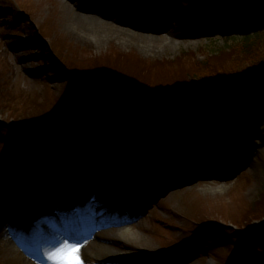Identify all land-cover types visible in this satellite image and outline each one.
<instances>
[{
	"label": "rangeland",
	"instance_id": "374dc122",
	"mask_svg": "<svg viewBox=\"0 0 264 264\" xmlns=\"http://www.w3.org/2000/svg\"><path fill=\"white\" fill-rule=\"evenodd\" d=\"M99 1L0 0V173L6 171L3 174L8 175L0 184V264H52L45 252L60 243H51V239L56 226L61 227L59 220L53 222V218L62 215L55 205L62 203L73 213L77 225L90 220L95 228L84 239L78 238L81 229H67L74 230L69 235L76 239L72 242L92 245L95 238H102L108 245L126 247L134 255L129 262L92 257L89 264H231L235 252L239 254L236 264H264V242L260 241L264 217L252 221L248 218L264 211V109L254 111L229 104L226 120L231 127L230 136L240 142L235 151L228 145L216 151L220 148L214 146L215 142L224 131L217 124V104L209 122L202 124L195 115L196 106L190 103L183 106L182 112L177 107L160 106L164 109L153 110V118L165 120L163 113L168 112L173 121L166 119L167 124L172 126L181 120L184 127L179 133L187 135V120H199L192 134L206 149L202 157L210 167L197 168L196 163L191 164L197 155L187 148L183 163L176 158L170 166L161 160L159 169L149 174L145 172L146 161L139 157L140 152H132L133 147H139L143 153L146 138L130 122L108 129V124L120 115L136 113L137 106L108 103L107 99L99 98L103 92L100 88L77 89L69 73L76 67L78 74L89 82L95 68L111 60V71L117 69L123 73L125 62L129 67L127 74L135 81L145 78L144 84L148 83L153 92L160 84L175 87L174 82L164 78L184 76L191 84L206 76L245 73L264 61V17L256 19L257 26L253 28L260 32L261 39L257 45L244 49L241 38L247 30L231 26L228 21L241 14V20L246 16L245 21L250 22L259 12L236 4L239 0H117L114 3L107 0V4ZM124 3L127 5L122 8ZM100 10L114 21L133 19L163 31L144 33L143 39L114 32H103L100 36L88 32L83 20L98 17ZM108 66L107 63L105 67ZM243 86L264 88V77ZM137 99L143 103L140 96ZM149 99L150 102L145 100L146 106L157 101L155 96ZM87 101L84 108L94 107L96 121L105 129L101 133L103 137L96 141L94 153L88 157L94 163V173L89 175L93 180L84 176V180L68 187L75 176L68 168L62 172L65 176L60 196L45 193L41 178L31 177L38 166L28 161L32 158L37 163L43 152L44 159L55 165L56 158L51 156L54 141L67 142L61 125L48 126L45 122L48 117L58 115L55 111L60 104L80 109ZM201 104L202 101L197 106ZM38 112L46 120L40 122ZM40 126L42 130L35 131ZM170 130L168 135L161 133L166 142L169 137L174 138ZM70 139L74 142L73 137ZM185 145L194 147L190 142ZM17 154L21 159L16 164L13 162V166L24 172L22 180H29V184L22 185L27 192L33 190L29 198L22 196L19 180L13 175L10 163ZM121 154L123 158L118 157ZM133 160L139 164L135 177L129 184L123 183L121 175L132 170L129 163ZM172 169L177 173L173 174ZM80 189H84L90 202H95L92 213L87 211L90 216L77 215L71 201L70 195L78 194ZM95 193L97 198H93ZM106 197H109L107 202L100 201ZM91 205L83 202L86 209ZM136 208L138 219L130 225L135 236L125 240L118 235V228L101 229L102 222L115 212L122 213L113 218L117 220L133 215ZM19 253L27 263L18 258Z\"/></svg>",
	"mask_w": 264,
	"mask_h": 264
},
{
	"label": "trees",
	"instance_id": "16d2710c",
	"mask_svg": "<svg viewBox=\"0 0 264 264\" xmlns=\"http://www.w3.org/2000/svg\"><path fill=\"white\" fill-rule=\"evenodd\" d=\"M235 3L242 4V6L246 8L248 7L249 11L256 10L259 12V14L252 17V20H248L250 22L245 21L244 18L246 16H243V19L241 20V14L234 16L228 21L231 26H239L247 30L246 36L241 39L244 40V49H248L253 45H257L258 40L261 39L260 32H255L253 28L254 26H257V23L255 22L256 19H258L260 16L264 17V2L256 3L251 0H239ZM248 18L249 17H247V19ZM234 38L240 37L234 36ZM110 61L106 62L105 65H103L102 62H98V64L103 66L101 68L97 67L94 71H92V76L89 79V82L86 81V79L82 75L78 74L80 72H78V69L76 67L72 68V70H70L69 72L73 78L72 82L74 86L77 87V89H83L87 86L88 88H101L103 92L99 94V98L107 99L109 101L108 103L123 105L122 103L125 102L126 104H130L131 107L132 105L137 106L136 113L133 112L129 114L128 112L126 115L125 113L123 115H120L118 119H115L108 124V129L111 130L124 125L126 122H130L135 126L139 135L145 136L147 134L148 142L146 144V153H142V151H139V147H133L132 152L134 154H139L140 152L139 157L144 155L146 161L144 165L145 168L143 166L142 167L149 174L150 171H157L159 169L161 160L166 161L170 166H172L173 159L176 158L183 163L187 148H190L189 150H193L197 155L195 161H192L191 164L196 163L197 168H208L210 167V164L204 162V159L202 157V152L206 149L201 147V144L198 142L199 138L194 137V135L192 134V131L196 129L197 125L200 123L199 120H197V118L187 120L188 124H185L187 135L184 134L185 132L179 133L180 129L184 127L181 121L179 122L180 124H176L175 122H173L175 124H173L172 126L169 123L167 124L166 119H170L168 122H171L173 121V118L171 119V117H169L170 114L164 111L163 114H165L166 117H164L163 119L165 120H155L153 118V116L155 115L154 112L149 107L144 105L146 98L150 102L149 97L155 96V99L157 100L156 103L150 105V107L153 109L160 108V106L162 105L166 106V108L182 107L187 103L191 104L199 98H202V104L195 107V115H198L200 117L201 124L202 122H209L210 118L212 117L211 112L215 110V104H217L218 107L216 108L219 119V122L217 123L218 126H224L227 124L226 118L229 116L227 107L229 104L235 105L236 108L245 107L254 111H256L257 109H264V88L256 89V87L254 86L245 87L241 84L244 81L253 79L257 74L262 72L264 70V61L261 62L258 67L254 68L253 70L246 71L245 73H240L237 75L233 73L231 74V76L229 75L230 77L227 75L210 78L206 76L204 77L205 80L203 78H200L196 83L190 82L191 84L188 83V80L184 76H174V78L166 79L164 78V81L171 80L172 84L174 82L175 85L172 86L175 87H168L170 84H164L165 86H162L160 84L157 85V88H155L156 92L150 91L152 88L147 86L148 83L144 84L145 78L141 82L132 79L130 75L127 74L128 70L126 68L129 67L125 66L126 63L124 61V63L122 64L124 65V69H122L123 73L118 71L117 69H112L113 71H111ZM107 63L109 64V66L105 67L107 66ZM112 73H114L115 75ZM162 82L163 81H161V83ZM83 85H85V87ZM138 96H140L143 103L138 101ZM77 110L78 108L75 109L72 106L67 105L66 103H62L55 111L58 114H56V117L50 116L46 120L47 117H45L44 115L42 116V113L40 112H38L40 115L38 116L36 114V116L39 118L40 122L46 120L45 123L51 124L53 121H56L60 118L75 114ZM145 113L151 115V117H148ZM121 117L123 118V120L119 121V118ZM96 119L97 117L96 113L94 112V107L89 106L77 118L65 120L61 124V128L65 129L63 138L66 136L65 140L67 139V142L62 141L63 143L59 142V144H56L57 141H54L56 139V136L49 142L52 143V141H54V151L52 152L51 156L54 159L56 158L55 161L57 163L55 165L57 167L63 169L67 166H72L73 168L77 169V174L81 175L82 173H84V169H86V172L88 173L94 172V163L92 164L88 159L89 153H94L96 141L103 137L101 133L105 130L104 128H100V125L98 124ZM44 124H42V126ZM169 129H171L170 131L172 132V136L174 138L169 137L168 141L166 142L163 140L161 133L168 135L167 130L169 131ZM57 137L59 136L57 135ZM71 137L74 138V142L70 139ZM184 138V141L186 143L190 142L194 145V147H192L191 145H185L186 143L182 142ZM239 142V140H235L230 136L229 131L224 129L222 134H220L219 138L215 142L214 146L221 147L222 145H228L229 147H233V151H235V149H237L239 145ZM86 149L87 151L85 152ZM216 151L220 150L218 149ZM121 156L123 158L122 154L118 157ZM16 159L17 160L15 161V163L20 161L21 157H18L17 154ZM38 161L39 160H37V163H35V160H33L32 158H30V160L28 161L30 164H36L38 166V168L36 169V173H34L31 177L39 175L42 179V184H46L52 179L53 173L48 169L46 164L41 159L40 164H38ZM125 161H127V158L125 159ZM112 163L113 162H111V164ZM131 163H129V165H131L132 170L129 172L125 171L121 175V180H124L125 183L132 179L133 174H135L134 170H137V167L139 166V164H136L137 162L134 160L131 161ZM183 167H188V164H183ZM172 171L174 170L172 169ZM22 173L24 172H22L20 168L15 165V174H17L16 177L19 180L20 186L27 183L29 184V180H22ZM174 173L177 172L174 171L173 174ZM4 178V174L0 176L1 183H3L2 179ZM21 191L22 193H25L23 192L24 190ZM25 194L31 195L32 191H29ZM260 217H264V211L262 214L255 215V218H252L251 216H249L248 218H250V221H252L251 219L256 220ZM260 241L264 242V234L260 237ZM238 256L239 254L237 255V253L235 252L231 264H236Z\"/></svg>",
	"mask_w": 264,
	"mask_h": 264
},
{
	"label": "bare ground",
	"instance_id": "6f19581e",
	"mask_svg": "<svg viewBox=\"0 0 264 264\" xmlns=\"http://www.w3.org/2000/svg\"><path fill=\"white\" fill-rule=\"evenodd\" d=\"M116 1L117 0H113V3ZM107 3V0L99 1V4ZM126 5V3L122 4V8L126 7ZM79 16L84 19L82 15ZM83 21L85 22L84 25L88 27V32L96 33L99 36L104 34L103 32H114L116 34L118 33L119 35H129L131 38L134 39H143L144 33H156L163 31V28H156L145 23H137L133 21V19H123L119 21H114L113 18L104 14L102 10L98 11V17L90 18V20L86 21L84 19ZM128 29L133 30L135 33H131V35L128 34ZM137 210L139 211V209L136 208V211L133 215H124L123 217H120L117 220H114L113 218H115L116 215H120L122 213L118 211L115 212L108 220L102 222L101 229L104 230L108 228H118V235L124 238L125 240L129 239L131 236H135L134 229L130 228V225L131 223H135L138 219L139 212ZM64 226L65 227L63 229H60V232L57 230V233L54 234L53 238L51 239V243L61 242L65 239V236L67 240H75L73 237L69 238V235L72 234L73 230H67L69 229V227L67 225ZM80 229L81 231L77 232L78 238L80 239H84L87 236H91V233L95 230V228L91 224V221L86 222L85 226H80ZM80 256L84 264H89L92 257L101 261H109L116 259L120 262H129L132 261L134 258L133 252L131 250L129 251L126 247L123 246H110L105 243L102 238H95L94 244L92 245L90 243H84L83 247H81L80 249ZM18 258L22 262L27 263L23 254L19 253Z\"/></svg>",
	"mask_w": 264,
	"mask_h": 264
},
{
	"label": "snow or ice",
	"instance_id": "6c2138e0",
	"mask_svg": "<svg viewBox=\"0 0 264 264\" xmlns=\"http://www.w3.org/2000/svg\"><path fill=\"white\" fill-rule=\"evenodd\" d=\"M81 247L83 243L62 240L58 245L46 250L45 256L52 264H84L80 256Z\"/></svg>",
	"mask_w": 264,
	"mask_h": 264
},
{
	"label": "water",
	"instance_id": "95a60500",
	"mask_svg": "<svg viewBox=\"0 0 264 264\" xmlns=\"http://www.w3.org/2000/svg\"><path fill=\"white\" fill-rule=\"evenodd\" d=\"M261 77H264V71L260 72V73L257 74L253 79H251V80H249V81H253V80H256V79L261 78ZM249 81H244V82L241 83V84H246V83L249 82ZM202 100H203L202 98L199 99V100H196V101H194L193 103H191L190 106H196V105H198Z\"/></svg>",
	"mask_w": 264,
	"mask_h": 264
}]
</instances>
